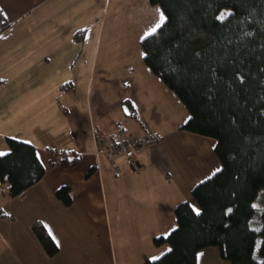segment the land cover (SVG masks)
<instances>
[{
	"label": "crops",
	"instance_id": "1",
	"mask_svg": "<svg viewBox=\"0 0 264 264\" xmlns=\"http://www.w3.org/2000/svg\"><path fill=\"white\" fill-rule=\"evenodd\" d=\"M0 5L10 23L0 33V153L10 151L9 137L28 142L46 168L15 197L0 180V264L161 257L171 246L154 239L177 227L175 208L185 201L197 207L193 188L222 167L216 139L182 129L189 111L144 60L141 42L164 11L150 0ZM146 136L158 140L138 148L142 168L135 171L122 146ZM74 154L81 157L75 167L60 165L62 155ZM65 185L70 205L56 195ZM37 221L57 254L35 234ZM197 264L231 263L208 247Z\"/></svg>",
	"mask_w": 264,
	"mask_h": 264
},
{
	"label": "trees",
	"instance_id": "2",
	"mask_svg": "<svg viewBox=\"0 0 264 264\" xmlns=\"http://www.w3.org/2000/svg\"><path fill=\"white\" fill-rule=\"evenodd\" d=\"M150 2L166 19L143 38L144 60L189 111L182 129L216 139L222 167L193 188L197 207L178 204L177 227L154 239L171 249L157 259L145 257V264H197L208 247H218L231 264H264V207L254 205L264 188V0ZM225 8L230 13L218 19ZM9 24L0 5V33ZM8 143L0 180L15 197L40 181L46 168L33 144L11 137ZM80 160L62 155L60 165L73 168ZM56 195L71 204L69 186ZM33 229L47 252L57 254L44 224L37 221Z\"/></svg>",
	"mask_w": 264,
	"mask_h": 264
},
{
	"label": "built area",
	"instance_id": "3",
	"mask_svg": "<svg viewBox=\"0 0 264 264\" xmlns=\"http://www.w3.org/2000/svg\"><path fill=\"white\" fill-rule=\"evenodd\" d=\"M157 140H158L157 137L146 136L144 138L128 141L126 144H123L122 148L127 158V162L132 167L133 170L140 171L142 168L141 163L138 159V154H137L138 148L143 145L153 143ZM113 149L115 148H112V150Z\"/></svg>",
	"mask_w": 264,
	"mask_h": 264
},
{
	"label": "rangeland",
	"instance_id": "4",
	"mask_svg": "<svg viewBox=\"0 0 264 264\" xmlns=\"http://www.w3.org/2000/svg\"><path fill=\"white\" fill-rule=\"evenodd\" d=\"M230 9L228 8H225L222 10L221 14H225L224 16H227L229 13H230ZM223 16V17H224ZM86 118V116H84ZM125 123V122H124ZM131 131L135 134L137 133L138 131V124L137 123H133L131 125ZM218 170H216L215 172H213L210 176H212L213 174H215ZM209 176V177H210ZM255 207H264V188L261 189L260 191V195L259 197L255 200V203H254Z\"/></svg>",
	"mask_w": 264,
	"mask_h": 264
},
{
	"label": "snow or ice",
	"instance_id": "5",
	"mask_svg": "<svg viewBox=\"0 0 264 264\" xmlns=\"http://www.w3.org/2000/svg\"><path fill=\"white\" fill-rule=\"evenodd\" d=\"M225 14H221V16L220 17H218V19H222L223 18V16H224ZM164 16H163V14H161V16H160V23H157L156 24V26L155 27H153L152 28V33H154L156 30H157V28H159L160 26H161V24L164 22ZM151 33H149V35H150ZM4 153H0V155H3ZM198 214V213H197Z\"/></svg>",
	"mask_w": 264,
	"mask_h": 264
}]
</instances>
